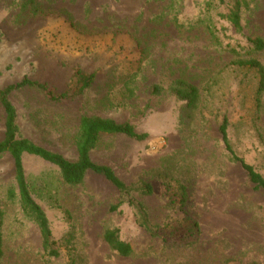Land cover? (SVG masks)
Listing matches in <instances>:
<instances>
[{
    "label": "rangeland",
    "instance_id": "374dc122",
    "mask_svg": "<svg viewBox=\"0 0 264 264\" xmlns=\"http://www.w3.org/2000/svg\"><path fill=\"white\" fill-rule=\"evenodd\" d=\"M239 1L240 31L227 18L235 0H35L42 15L26 0H0V90L29 78L59 95L77 86L79 70L95 74L83 94L59 102L37 89L12 92L19 138L76 161L85 116L148 135H102L90 153L143 208L126 202L113 212L120 193L104 177L69 185L56 166L23 156L59 257L44 252L13 160L0 156V264H264V193L230 163L220 132L225 119L234 152L264 177V91L259 73L239 65L255 59L264 68V49L251 42H264V0ZM178 82L199 91L191 118ZM5 120L0 103V142ZM145 184L152 195L139 192ZM109 229L130 257L106 243Z\"/></svg>",
    "mask_w": 264,
    "mask_h": 264
},
{
    "label": "trees",
    "instance_id": "16d2710c",
    "mask_svg": "<svg viewBox=\"0 0 264 264\" xmlns=\"http://www.w3.org/2000/svg\"><path fill=\"white\" fill-rule=\"evenodd\" d=\"M221 3L224 0H219ZM26 5L30 6L32 12L35 15L45 14L41 6L35 3V0H26ZM240 9L241 3L239 0H235L234 8L228 14V20L238 30H241L240 23ZM255 49L262 51L264 49V42L260 39L251 40ZM240 66H247L253 70H256L260 75V83L258 88V96L264 91V68L262 64L255 59L240 62ZM78 78V84L72 90L57 95L55 91L45 84H41L36 81H32L29 78H24L23 81L16 85L9 86L5 90H0V103L4 109L5 120V137L0 142V156L9 154L13 160L15 179L18 188V194L20 203L25 214L30 217L38 226L42 237V244L44 252L49 257H59V251L56 248L57 242L52 239V233L49 227L48 220L42 208L34 201L31 196L26 177L24 174L23 156H35L47 163H50L60 169L63 180L69 185L81 184L88 173H94L96 175L104 177L109 183H111L120 193V201L118 205L112 207V211L118 210L119 206L128 202L132 206L143 208L140 204H137L130 198V194L135 190L133 187L126 186L113 172V170L107 166H101L95 164L90 156L93 149L96 148L99 139L102 135H122L137 141H144L147 139V134L138 133L135 128L130 124H119L112 119L101 117H88L85 116L81 119L79 127V136L76 142L78 159L76 161H69L60 154L51 152L41 146H38L34 142L19 138L17 136V111L10 101V94L12 92L21 89H37L44 92L51 101L59 102L66 99L75 98L89 88L95 81V74H86L82 71L76 73ZM175 95L179 101L185 103L184 111L188 113L189 118L191 114L197 108L200 94L196 87L186 84L184 82H178L177 87L174 89ZM220 132L222 141L225 145V149L228 153L229 161L232 164H238L243 171L246 172L247 178L255 189L264 193V177L257 172L255 168L245 162V160L239 157L233 150L229 138H228V121L224 119ZM182 206H185L188 197L186 188L181 187ZM145 195H152L153 190L149 184H145L140 191ZM2 212L0 210V260L3 257V239H2ZM145 228H148L145 223ZM197 226V225H196ZM104 239L106 243L116 251L122 257H130L133 254L132 247L119 239L117 230H106L104 233Z\"/></svg>",
    "mask_w": 264,
    "mask_h": 264
}]
</instances>
